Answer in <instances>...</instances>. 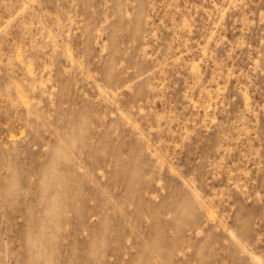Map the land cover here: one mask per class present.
I'll list each match as a JSON object with an SVG mask.
<instances>
[{
	"label": "rangeland",
	"instance_id": "374dc122",
	"mask_svg": "<svg viewBox=\"0 0 264 264\" xmlns=\"http://www.w3.org/2000/svg\"><path fill=\"white\" fill-rule=\"evenodd\" d=\"M0 264H264V0H0Z\"/></svg>",
	"mask_w": 264,
	"mask_h": 264
}]
</instances>
